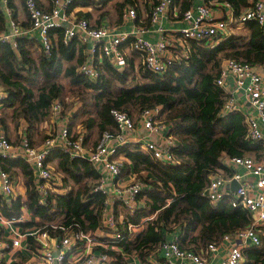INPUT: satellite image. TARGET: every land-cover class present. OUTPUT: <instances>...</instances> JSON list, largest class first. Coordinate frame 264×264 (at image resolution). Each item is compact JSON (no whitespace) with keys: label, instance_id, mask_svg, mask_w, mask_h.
Wrapping results in <instances>:
<instances>
[{"label":"trees","instance_id":"16d2710c","mask_svg":"<svg viewBox=\"0 0 264 264\" xmlns=\"http://www.w3.org/2000/svg\"><path fill=\"white\" fill-rule=\"evenodd\" d=\"M158 1H118L119 21L126 6L134 5L140 19L142 10L149 14ZM206 1L229 3L236 17L250 7L249 0ZM22 2L25 4V0ZM174 3L183 15L194 0H174ZM14 4L13 0H7V5L0 0V31L8 25L5 8L15 10ZM24 25L29 26L30 22ZM64 32L65 26L51 31L54 44L51 55L35 48L38 42L34 37L19 38L17 49L0 41V84L7 92L0 110V130L7 133L12 124L19 128L25 121L29 137L36 135L44 140L46 134L40 125L51 119L53 103L59 100L61 116L68 118L70 129L86 130L87 137L95 134L99 141L106 131L119 132L112 109L126 111L138 120L146 109L162 107L159 117L169 126V134L174 138L175 164L167 165L155 159L136 142L119 147V154L127 158L123 174L135 173L143 187L138 195V209L134 213L127 210L123 223L119 224L127 231L128 223H133L140 226V231L120 241L121 250H108L118 264L128 263L123 253L135 255L140 264H167L162 244L174 232L179 233L183 249L200 252L211 243H220L224 235L249 227L252 216L248 210L233 207L228 199L214 204L203 192L211 176L219 171L227 176L232 173L224 157L260 158L264 154L263 141L247 139L242 112L220 115L229 93L217 84L227 59L264 66V27L250 20L213 46L191 41L188 58L174 62L162 74L145 68L142 63L137 70L133 62L119 70L104 58L96 80L78 71L86 59L85 45L77 38L66 44ZM64 79L68 80L70 92ZM72 95L80 100V105H74ZM32 144L37 143L32 139ZM52 159H57L55 169L70 189L66 193L52 192L47 202L40 204L29 164L20 158H0L3 168L12 176L20 173L26 186V197L19 195L11 207L2 205L3 211L8 216L19 215L21 207L26 205L40 220L20 223V227L38 226L52 236H62L61 227L84 233L102 228L106 195L92 191L101 177L99 170L89 159L73 158L59 148L52 151ZM257 231L261 243L245 246L240 264H264V225L257 227ZM28 242L32 247L37 244L32 236Z\"/></svg>","mask_w":264,"mask_h":264},{"label":"built area","instance_id":"2783aa9c","mask_svg":"<svg viewBox=\"0 0 264 264\" xmlns=\"http://www.w3.org/2000/svg\"><path fill=\"white\" fill-rule=\"evenodd\" d=\"M77 1L102 0H52L51 10L43 9L37 0H25L30 25L23 26L11 19L9 28L0 31V41L8 42L17 49L19 38L34 37L37 34L41 49L51 55L54 45L51 31L65 26L63 40L66 44L77 38L85 45L86 59L78 71L96 80L100 76L104 58L119 70L128 66L126 45L139 54L145 68L162 74L174 62L188 58L191 41L213 46L228 37L235 27H242L250 20H256L264 27V3L260 0L237 17L234 10L225 16L216 15V9L206 0L199 4L193 3L183 15H180L174 0H159L152 6L149 14L141 17L142 20L138 18L137 8L128 5L122 18L123 23H135L129 32L117 31L114 26L109 25L94 27L87 17H77L71 11L72 5ZM3 2L7 5V0ZM221 4L232 8L229 3ZM6 12L11 14L9 8ZM177 18L184 23L178 30H168L162 24L164 20L173 21ZM150 24H160L157 28L160 34L155 41L148 38ZM229 76L233 77L236 88L251 105L254 110L252 113L243 112V99L228 85ZM217 84L229 93L220 115L243 112L247 124V139L264 142V75L258 67L245 61L227 59L223 63ZM6 97L7 92L0 84V110ZM161 110V106L146 109L136 120L126 111L112 109L111 114L117 122L119 132L106 131L95 146L86 145V130L76 132L70 129L68 119L58 130L51 131L39 146L32 144L26 128L21 131L17 145L13 144L4 130H0V158H20L29 164L33 170L35 187L40 194V204L47 202L50 193H66L70 189L64 185L62 174L56 171L50 160L52 151L56 148L69 153L73 158L89 159L101 175L92 191H101L106 195L102 209L104 226L97 229L102 230V234L104 231L105 236L98 235L96 231L84 233L66 227H61L64 231L62 236H52L48 230H42L38 226L24 230L19 224L25 222L26 214L31 212L26 205L15 216H8L2 209V205L11 207L19 196L22 180L18 176H12L0 161V233L3 232L6 237L4 241L0 240V264H4L6 250L13 256L25 249L32 251L37 257L36 264H118L117 258L108 250H121L118 243L140 231L139 225L128 223L125 231L119 224L124 221L125 211L134 213L138 209V195L143 187L140 181L120 186L122 167L127 158L119 154V147L128 142H136L155 159L167 165L175 164V141L169 134V126L159 117ZM61 111L62 104L56 100L52 106L51 120L60 121ZM224 162L233 170L232 173L227 176L219 171L211 176L203 195L214 204L228 199L233 207L248 210L252 216V224L243 230L224 235L220 243H211L200 252L183 249L179 243V233L174 232L162 244L167 264H209L206 254L215 252L225 241L232 240L237 242L231 245L218 264H240L244 259V247L261 243L257 227L264 225V154L260 158L226 156ZM249 175L254 180H250ZM233 182L238 183L236 189H232ZM34 216L40 219V216ZM30 236L37 242L35 247L28 242ZM123 254L128 259L127 264H138L135 255ZM131 259L135 262H131Z\"/></svg>","mask_w":264,"mask_h":264},{"label":"crops","instance_id":"0c3cea01","mask_svg":"<svg viewBox=\"0 0 264 264\" xmlns=\"http://www.w3.org/2000/svg\"><path fill=\"white\" fill-rule=\"evenodd\" d=\"M38 4L45 10H51L52 9V0H37ZM118 1L121 0H102L100 2H83V1H77L75 2L74 5H72L71 7V11L75 13V15L78 17H82L80 16L78 13L83 12V13H88V17L87 19L90 21V23L94 26V27H101L104 25H109V26H114L117 31H126L129 32L133 29L134 26V22H128V23H123V18L121 17V20L119 21V17H118V12H117V6L116 3ZM258 1V0H249L250 3V7L253 6L254 2ZM264 3V0H260ZM13 2L15 3L14 5L16 6V9H10L11 14L7 12V20H8V25L7 28H9V23L10 20L13 19L14 21H16L17 23L24 25V23H28L29 21V15L26 11L25 8V4L24 2H22V0H13ZM205 2V0H194V4H199V3H203ZM210 4L216 9V15L218 14L219 16H225L228 15L230 13L233 12V8L229 7L228 5H222L218 2H210ZM141 7H142V3H141ZM248 7V8H250ZM8 8V7H7ZM7 8L6 11H7ZM125 9V8H124ZM124 11V10H123ZM142 17L146 16V10H142ZM85 17V16H84ZM143 18H141L142 20ZM162 24L168 29V30H178L180 29L184 23L183 21H181L180 19H173V21H167L164 20L162 22ZM160 24H154L151 25V32L148 34V38L155 41L157 40L158 36H159V32L157 30L158 26ZM240 28V27H238ZM236 29V27H235ZM234 29V30H235ZM37 34L34 35L35 40L37 41ZM130 43V42H129ZM35 48L41 49L39 42L36 43ZM126 52H127V58H128V66L130 64H132V62L134 63L135 68L137 69V67L139 65H141V58L139 56L138 53H136L131 47H129V45H126ZM258 70L264 75V66H257ZM228 85L231 87V89L236 93V95L239 98L243 99L245 108H244V113H252L254 110L252 109L251 105L247 102L246 99H244V95L242 94V92L240 90H238L235 86V81L233 79L232 76L228 77ZM242 112V113H243ZM243 113V114H244ZM245 116V115H244ZM66 117H62L60 121H52L51 119L49 121H45L40 125V130L45 132V134H49L51 131H56L59 129V127L63 124L66 123ZM68 124V123H67ZM27 127V123L25 121L21 122V125L19 128H26ZM76 127H74L72 130H75ZM76 131V130H75ZM263 131H264V127H263ZM95 139H92L91 137H87L86 139V145L88 146H94L95 145V141H98V137L93 134ZM33 141H35V143H37L36 145H41L43 143L44 140H39L38 137L35 135L34 138H32ZM264 143V142H263ZM57 163V159H52V165L55 167ZM243 171V169H242ZM19 179L22 180V183L20 185V188L18 190L19 195H21L22 197H26V186L24 184V179L22 177V175L18 176ZM248 178L250 180H254V177H252L251 175L248 176ZM133 181H138L137 180V176L135 173H127V174H122V177L119 180L120 186H126L131 184ZM126 214V211H125ZM39 218L34 216L31 212H28L26 214V221L25 222H39ZM33 227L36 226H32V227H26L24 228V230L27 229H31ZM102 230H96V233H98V235H104V231L103 234L101 233ZM6 239L5 235L3 232L0 233V240L4 241ZM237 241L232 240V241H225L223 244H221V246L218 248V250H216L213 253H210L208 256V261L209 264H218L223 257L226 255V253L228 252L229 248L231 247V245H234ZM5 259H4V264H16V263H21V264H36L37 261V257L34 255V253L32 251H29L27 249L18 252L15 255H11V253L9 254V252L6 250L5 251ZM131 262H135V260L131 259ZM129 261V262H130ZM136 262L138 264L139 260L138 258H136Z\"/></svg>","mask_w":264,"mask_h":264},{"label":"rangeland","instance_id":"374dc122","mask_svg":"<svg viewBox=\"0 0 264 264\" xmlns=\"http://www.w3.org/2000/svg\"><path fill=\"white\" fill-rule=\"evenodd\" d=\"M137 70H139V66L137 67ZM63 82L65 83V85H66V87H67V90H68V92H70V86H69V83H68V80L67 79H64L63 80ZM71 98H72V102H74V105L76 104V106L77 105H80V100L77 98V97H75L74 95H72L71 96ZM134 117V119H137V116H133ZM25 128H17L16 126H15V124H12L11 125V129L9 130V132H7L6 134H7V136L9 137V139L13 142V144H15V145H17L18 143H19V139H20V135H21V131H23ZM76 129H78V128H76ZM79 130V129H78ZM77 132V131H76ZM53 133V132H52ZM48 136V134L46 135V137ZM45 137V138H46ZM92 139H95V137L94 136H92ZM249 156H251V157H257V156H254V155H249ZM19 175H21L20 173H19ZM19 175H15V177L16 176H19Z\"/></svg>","mask_w":264,"mask_h":264},{"label":"water","instance_id":"95a60500","mask_svg":"<svg viewBox=\"0 0 264 264\" xmlns=\"http://www.w3.org/2000/svg\"><path fill=\"white\" fill-rule=\"evenodd\" d=\"M237 187H238V183L233 182L232 183V189H236ZM248 243H250V241H248ZM178 262H180V261H178Z\"/></svg>","mask_w":264,"mask_h":264}]
</instances>
